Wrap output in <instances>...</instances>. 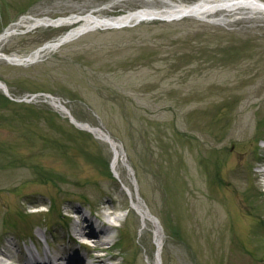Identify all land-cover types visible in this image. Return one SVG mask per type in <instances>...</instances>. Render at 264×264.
I'll use <instances>...</instances> for the list:
<instances>
[{
	"label": "rangeland",
	"instance_id": "rangeland-1",
	"mask_svg": "<svg viewBox=\"0 0 264 264\" xmlns=\"http://www.w3.org/2000/svg\"><path fill=\"white\" fill-rule=\"evenodd\" d=\"M159 4L0 0V33L25 15L55 19L87 10L118 15ZM67 29L19 32L4 42L2 51L28 54ZM0 81L9 94L0 89L1 247L13 238L22 244L16 237L25 238L32 230L45 233V225L61 238L68 232L55 215L21 216L20 204L30 203L27 212L54 207L61 213L68 205L92 206L108 221L98 208L108 200L120 218L108 221L119 227L105 248L107 255L127 259L123 264H152L148 255L156 251L154 226H146L145 247L140 219L132 224L133 194L161 230V264H264V236L247 237L236 224L231 200L210 199L217 190L208 181L211 175L222 177L223 166L213 163L242 148L247 150L245 169L257 170L256 160L264 154V13L238 11L210 20L185 16L95 29L30 64L0 60ZM246 92L256 93L255 102L241 110ZM44 94L58 97L78 121L99 123L108 131L126 161L119 174L111 168L110 145L77 128ZM242 114L249 118V133L223 141ZM213 204L218 216L212 218ZM221 219L229 230L218 236Z\"/></svg>",
	"mask_w": 264,
	"mask_h": 264
},
{
	"label": "bare ground",
	"instance_id": "bare-ground-1",
	"mask_svg": "<svg viewBox=\"0 0 264 264\" xmlns=\"http://www.w3.org/2000/svg\"><path fill=\"white\" fill-rule=\"evenodd\" d=\"M161 4L158 6L153 5H143L138 6L134 9H128L123 13L118 15H105L99 13V10H87L80 11L77 14H71L64 17L50 18L48 16L43 17H34L31 15L22 16L15 23L10 25L8 28H5L0 33V60H4L2 51V45L4 42L11 36L17 34L21 31V28H24L25 31H29L38 27H59L67 26L68 29L62 34L56 36L54 39L44 43L42 46L38 47L34 51L24 54H5L6 59L11 64H30L35 61H38L45 55L53 52L62 44L74 39L77 33L80 31L92 28V27H101V28H111L114 24H132L138 20L149 21L152 16L159 17H195L198 19L210 20L214 16H217L218 19H225L226 16L236 13L238 11H258L264 13V1L261 0H194L192 2H185L183 0H160ZM117 2V0H116ZM179 17V18H181ZM177 19V18H176ZM5 61V60H4ZM0 89L5 90L4 85L0 82ZM7 92V91H6ZM255 92H246L244 94L243 103L241 110H244L248 105L255 102ZM48 101L54 108H56L64 116L71 119V121L78 126V128L84 129L92 133L96 138L103 140L110 145L112 156H111V168L119 174L117 171L120 163L126 164L124 157L120 151V145L115 141L108 132L104 130L101 124L92 125L87 122H80L75 119L68 111V109L63 105L60 99L55 97H47ZM249 118L247 115L242 114L235 123L233 131L230 133L225 140L229 139H238L239 137H244L249 133ZM258 148V147H257ZM247 150L242 148L238 152L233 153L230 157L224 158V160L217 161V164L213 163L215 168H218L220 163L223 166L222 174L220 179H216L213 175L209 178V184L217 190V194L210 196L212 201H230L233 203V215L236 216L237 225L246 230V236L252 238L253 240L257 237L264 236V193L261 191V182L259 178L264 176V170H252L251 167L245 169L244 162L246 160ZM256 162H264V155L258 157ZM128 169V168H127ZM129 171V170H128ZM216 173V172H215ZM129 174V173H128ZM130 175V174H129ZM131 181V179H130ZM128 182V181H127ZM126 188L130 192L129 184L126 183ZM131 194V193H130ZM132 203L134 210L136 212V217H133L132 224L136 226L138 219H140L145 232L143 236L140 237V242L143 246L148 247L149 245V236L147 234L146 226L150 223L153 224V235L154 243L156 245V251L154 255L150 257L152 264H161L162 259V249H163V237L161 230L158 226L157 221L152 216L150 211L147 209L145 203L140 198L139 195H133ZM35 202V201H33ZM36 203V202H35ZM225 203V202H224ZM223 203V205H224ZM30 203L20 204L19 209L20 215L23 217H28L35 215L39 210L33 211V213L27 212ZM213 204L209 206V211H211L210 216H218L213 209L215 207ZM261 207L258 209V206ZM98 208L104 209L101 214H103L107 220L115 221L120 218L116 213L117 207L112 201H104L98 203ZM65 212L73 214L75 220L72 224L71 232L72 235L71 247L64 248L66 251L60 255L55 252H51L46 245V237L43 232H34L30 233L32 241H38L41 243L42 248L41 252H36L32 243L28 244L26 241H23L17 249L24 251L26 253V259L18 260L13 256V253L10 252L8 247L16 248L18 245L13 242V239H7L5 249L0 246V264H86L84 263L83 253L77 250V246L80 243V236L83 238L94 239L93 246L95 248L103 249L107 248L109 240H103L102 234H107L109 231L110 224L108 221L103 222L104 228L99 224L94 218L92 209L89 206H71L68 205L65 207ZM203 213L204 210L201 209ZM221 219L217 221L220 229L221 235L222 231L226 233L227 225L225 220ZM229 230V229H228ZM93 231L98 232V235L95 236ZM100 232V233H99ZM16 236V235H15ZM79 242V243H78ZM82 244V242L80 243ZM3 245V243H2ZM80 248V247H79ZM43 253V254H42ZM146 254H148L146 249ZM111 260H114L112 264H123L127 259L117 261L119 258L118 254L112 253L109 255ZM91 264H110L105 257L94 258Z\"/></svg>",
	"mask_w": 264,
	"mask_h": 264
},
{
	"label": "water",
	"instance_id": "water-1",
	"mask_svg": "<svg viewBox=\"0 0 264 264\" xmlns=\"http://www.w3.org/2000/svg\"><path fill=\"white\" fill-rule=\"evenodd\" d=\"M171 18H174V17H171ZM171 18H163V19H171ZM117 25H124V24H115L114 26H117Z\"/></svg>",
	"mask_w": 264,
	"mask_h": 264
}]
</instances>
